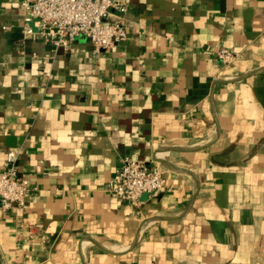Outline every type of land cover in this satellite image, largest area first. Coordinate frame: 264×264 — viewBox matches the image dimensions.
Returning <instances> with one entry per match:
<instances>
[{
    "label": "crops",
    "instance_id": "1",
    "mask_svg": "<svg viewBox=\"0 0 264 264\" xmlns=\"http://www.w3.org/2000/svg\"><path fill=\"white\" fill-rule=\"evenodd\" d=\"M22 1L0 0V172L20 148L32 190L0 210V264H264V0H126L97 51ZM124 157L164 171L136 207L104 189Z\"/></svg>",
    "mask_w": 264,
    "mask_h": 264
},
{
    "label": "built area",
    "instance_id": "2",
    "mask_svg": "<svg viewBox=\"0 0 264 264\" xmlns=\"http://www.w3.org/2000/svg\"><path fill=\"white\" fill-rule=\"evenodd\" d=\"M20 6L21 20H34L36 34L54 48L67 49L76 38L84 37L94 50H105L126 38L123 24L127 12L126 0H23ZM110 10H113L112 14ZM22 34L30 36L33 32L23 27ZM214 55L223 65L230 64L236 58V54L227 48H218ZM43 75L47 80L52 78L48 70H44ZM20 152V148H9L6 152L5 166L0 172L1 211L21 208L25 196L32 190L29 181L18 173L17 158ZM164 184V171L161 168L124 157L120 160L115 179L104 189L136 207L141 194L156 195Z\"/></svg>",
    "mask_w": 264,
    "mask_h": 264
}]
</instances>
